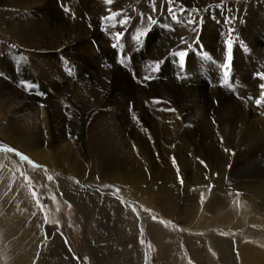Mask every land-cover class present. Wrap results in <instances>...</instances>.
Returning <instances> with one entry per match:
<instances>
[{"label": "rangeland", "instance_id": "1", "mask_svg": "<svg viewBox=\"0 0 264 264\" xmlns=\"http://www.w3.org/2000/svg\"><path fill=\"white\" fill-rule=\"evenodd\" d=\"M181 3L188 11L177 23L168 15L167 0H113L111 5L105 0H0V144L14 147L42 166L34 168L15 153L0 151V264H264V186L253 202L240 188L264 184V103L259 106L255 103V98L260 97L259 84L264 83L256 75L264 72V0H177L178 15ZM221 3L222 8L218 7ZM209 6L211 8L205 11ZM196 8L200 11H191ZM110 10L121 16L113 21L104 20ZM123 16L129 18V23L122 26L119 21ZM148 16L158 23L152 25ZM190 17L197 23H186ZM165 24L169 27H164ZM140 31H146L147 35L137 41L135 37ZM116 32L122 33L119 40ZM229 38L233 41V58L231 67L225 70ZM179 51L188 53L183 65L175 55ZM25 85L30 90H26ZM154 100L163 102L157 104ZM32 107L38 109L36 116H42L44 111L46 121L42 124L34 119L27 123L32 128L21 127L19 123L25 118L21 114L28 113ZM167 108L176 111L164 110ZM110 113L119 119L121 136L126 137L140 159L146 149H155L156 135L160 133L158 120L166 121L168 114L173 120L174 134L166 139L168 148L163 149L158 158L172 161L175 156L180 176L196 174V167L191 164L194 158L197 163L205 161L207 166L218 160L224 163L223 175L212 179L214 183L208 182L213 186L211 190L201 186L179 191L174 198L177 202L162 200L150 193L151 174L138 183L135 181L136 187L131 191L123 188L119 183L121 179L117 181L116 176L98 181L95 176L79 173L78 177L72 176V184L68 174L63 172L68 171L67 164L53 155L56 152L52 141L39 145L41 154H37L36 149L30 150L32 147L17 137L16 127L44 135L50 122L56 127L61 123L63 129L71 128V135L68 133L60 144L72 146V156L84 162L90 153L89 143L94 142L89 136L93 118ZM219 120L229 121L236 132L211 136L209 122L217 124ZM11 135L16 136L15 139ZM224 148L230 152H225ZM48 176L53 179L48 180ZM65 181H69L66 187ZM124 183L133 185V182ZM106 184L112 188H105ZM115 189H120L116 196L112 194ZM33 191L45 205L43 210L37 206ZM92 196L100 198L104 206H108V197H113L119 206L126 207L121 214L115 212L110 219L111 228L106 232L94 217L87 219L79 208L83 201L89 208ZM233 201H238V205ZM152 216L157 219L153 220ZM113 228H117L114 232L117 235L110 240ZM126 230H132L138 238L133 245L140 252L138 261L129 251L121 249V240L125 238L122 234ZM178 234L188 237L183 241ZM130 256L132 263L128 260ZM76 257H80L79 261Z\"/></svg>", "mask_w": 264, "mask_h": 264}, {"label": "bare ground", "instance_id": "2", "mask_svg": "<svg viewBox=\"0 0 264 264\" xmlns=\"http://www.w3.org/2000/svg\"><path fill=\"white\" fill-rule=\"evenodd\" d=\"M21 1V0H19ZM133 1V0H132ZM186 1V0H185ZM9 2V1H8ZM13 2V1H12ZM11 2V4H13ZM16 2V1H15ZM10 3V2H9ZM21 3V2H20ZM180 3V2H179ZM26 4V3H25ZM5 5V4H4ZM16 5V4H14ZM22 5V4H21ZM232 5V4H231ZM3 6V4H2ZM17 6H19L17 4ZM28 7V5H26ZM195 6V5H194ZM22 7V6H21ZM106 7V6H105ZM10 8V7H9ZM107 8V7H106ZM18 9V8H17ZM15 9V11L17 10ZM14 10V9H13ZM204 12V11H203ZM13 13V12H12ZM33 14V13H32ZM40 14V13H39ZM45 14V13H44ZM21 15V14H20ZM231 15V14H230ZM15 16V15H14ZM17 16V15H16ZM29 16V15H28ZM206 16V15H205ZM1 17V16H0ZM23 19V18H22ZM35 19V18H34ZM23 21V20H22ZM32 21V20H31ZM12 22V21H11ZM35 22V20L33 21ZM41 22V21H40ZM22 23V22H21ZM42 23V22H41ZM54 23V22H53ZM15 25V24H14ZM27 25V24H26ZM41 25V24H39ZM45 25H48L45 23ZM9 26V24H8ZM44 27V25H41ZM52 26V25H51ZM72 26V25H71ZM205 26V25H204ZM6 27V26H5ZM37 27V25H36ZM40 27V26H39ZM38 27V28H39ZM56 26H54L55 28ZM61 27V26H60ZM65 27V26H64ZM12 28V27H11ZM53 28V27H52ZM207 28V27H206ZM209 28V27H208ZM19 29V28H18ZM58 29V28H56ZM55 29V30H56ZM1 30V29H0ZM14 30V29H13ZM24 30V29H23ZM45 30H46V26H45ZM51 30V29H50ZM49 30V31H50ZM59 30V29H58ZM205 30V29H204ZM15 31V30H14ZM28 31V30H27ZM30 31V30H29ZM34 31V29L32 30V32ZM202 31V29H201ZM37 32V31H36ZM46 32V31H45ZM55 32V31H54ZM206 32V31H205ZM212 32V31H211ZM210 32V34H211ZM30 33V32H29ZM28 33V34H29ZM34 33V32H33ZM32 33V35H33ZM38 33V32H37ZM42 33V31H41ZM70 33V32H69ZM9 34V33H8ZM16 34V33H15ZM36 34V33H35ZM66 34V33H65ZM80 34V33H78ZM204 34V33H203ZM45 35V33H44ZM47 35H49V33H47ZM177 35V33H176ZM174 35V37L176 36ZM179 35V34H178ZM212 35V34H211ZM5 36V35H4ZM38 36V35H37ZM69 36V35H68ZM30 37V36H28ZM50 37V35H49ZM52 37V36H51ZM58 37V35H57ZM75 37V36H74ZM179 38V36H177ZM186 37V36H185ZM35 38V37H34ZM47 38V37H46ZM80 38V37H79ZM171 38V37H169ZM168 38V39H169ZM212 38V37H211ZM49 39V38H47ZM69 39V38H68ZM72 39V38H71ZM174 39V38H173ZM202 40L203 37L201 38ZM35 40V39H34ZM208 40V39H207ZM216 40V39H215ZM20 41V40H19ZM157 41V40H156ZM169 41V40H168ZM175 41V40H174ZM205 41V40H204ZM218 41V40H217ZM159 42V41H158ZM25 43V42H23ZM58 43V42H57ZM173 43V40L172 42ZM20 44V43H19ZM31 44V43H30ZM55 44V43H54ZM165 44V43H164ZM164 44H163V47H164ZM168 44V43H166ZM57 45V44H55ZM60 45V44H59ZM58 45V46H59ZM175 45V44H174ZM216 45V44H215ZM33 46V45H32ZM151 46V45H150ZM159 46V45H158ZM28 47V46H27ZM82 47H85V46H82ZM257 47V46H256ZM79 48V47H77ZM152 48V47H151ZM165 48V47H164ZM251 48V47H250ZM163 49V48H162ZM216 49V48H215ZM81 50V49H80ZM161 50V49H160ZM33 51V50H32ZM78 51V50H77ZM85 51V50H84ZM170 51V50H169ZM52 52V51H51ZM16 54V53H15ZM34 54V53H33ZM84 54V53H83ZM47 55V53H46ZM84 56V55H83ZM87 56V55H86ZM39 57V56H38ZM41 57V56H40ZM44 57V56H42ZM58 57V56H57ZM88 57V56H87ZM35 58V57H34ZM33 59V58H32ZM40 59V58H39ZM42 59V58H41ZM57 59V58H56ZM86 59V58H85ZM91 59V58H90ZM6 60V58H5ZM44 60V59H42ZM88 60V59H86ZM31 61V60H30ZM33 61V60H32ZM54 61V59H53ZM2 62V61H1ZM36 62V61H35ZM39 62V61H38ZM50 63V62H49ZM46 64V63H45ZM41 66V65H40ZM60 66V65H59ZM83 66V65H82ZM52 68V67H51ZM58 68V66H57ZM91 68V67H90ZM94 68V66H93ZM106 69V68H105ZM45 70V69H44ZM59 70V69H58ZM48 71V70H47ZM50 72V71H49ZM44 73V72H43ZM53 73V72H52ZM58 73V72H57ZM82 73V72H81ZM80 73V74H81ZM84 73V72H83ZM107 73V72H106ZM165 73V72H164ZM174 73V72H173ZM51 74V73H50ZM170 74V73H169ZM52 75V74H51ZM85 75V74H84ZM165 75V74H164ZM95 76V75H94ZM101 76V75H100ZM112 75H110L111 77ZM115 76V75H114ZM60 77V76H59ZM80 77V76H79ZM96 77V76H95ZM94 77V78H95ZM103 77H104V74H103ZM45 78V77H44ZM66 78V77H64ZM84 78V77H83ZM113 78V77H112ZM161 78V77H160ZM61 79V78H60ZM107 79V78H106ZM117 79V78H116ZM162 79V78H161ZM104 80V79H103ZM102 80V81H103ZM115 80V79H114ZM109 81V80H108ZM118 81V80H117ZM164 81V80H163ZM162 81V82H163ZM167 81V80H166ZM169 81V80H168ZM95 82V81H94ZM98 83V81H96ZM104 82V81H103ZM58 83V82H57ZM90 83V82H89ZM170 83V82H169ZM85 84V83H84ZM96 84V83H95ZM114 84H117V82H115ZM119 84V83H118ZM58 85V84H57ZM79 85V84H77ZM87 85V83H86ZM84 85V86H86ZM90 85V84H89ZM101 85V84H100ZM122 85V83H121ZM206 85V84H205ZM81 86V85H80ZM83 86V87H84ZM92 86V85H90ZM103 86V84H102ZM101 86V87H102ZM116 86V85H115ZM120 86V85H119ZM171 86V85H170ZM255 86V85H254ZM1 87V86H0ZM49 87H50V84H49ZM88 87V86H87ZM98 87V86H96ZM95 87V88H96ZM161 87V86H160ZM163 87V86H162ZM185 87V86H184ZM85 88V87H84ZM94 88V89H95ZM173 88H175L173 86ZM178 88V87H177ZM257 88V87H256ZM11 89V88H10ZM64 89V88H63ZM69 89V88H68ZM82 89V88H81ZM101 89V88H100ZM121 89V87H120ZM153 89V88H152ZM190 89V88H189ZM51 90V89H50ZM54 90V89H53ZM58 90V89H57ZM62 90V89H61ZM70 90V89H69ZM85 90V89H83ZM81 90V91H83ZM90 90V89H88ZM87 90V91H88ZM119 89H117V92H118ZM259 90V89H258ZM71 91V90H70ZM101 91V90H99ZM173 91V89L171 90V92ZM177 91V90H176ZM63 92V91H62ZM86 92V90H85ZM91 92V91H90ZM116 92V93H117ZM159 91L156 92V95ZM162 93V91H160ZM197 92V91H196ZM2 93V92H1ZM47 93V92H46ZM65 93V92H63ZM84 93V92H83ZM88 93V92H87ZM99 93V92H98ZM97 93V94H98ZM115 93V91H114ZM119 93V92H118ZM121 93V92H120ZM174 93L176 94V92L174 91ZM189 93V92H188ZM67 94V93H66ZM71 94V93H70ZM101 95V93H99ZM110 94V93H109ZM112 94V93H111ZM164 94V93H163ZM172 94V93H171ZM193 94V93H191ZM195 94V93H194ZM198 94V93H197ZM3 95V94H2ZM5 95V94H4ZM64 95V94H63ZM92 97H93V94H91ZM90 95V96H91ZM116 96H118L117 94H115ZM159 95V93H158ZM173 95V94H172ZM176 95H180L181 94H176ZM1 96V95H0ZM21 96V95H20ZM67 96V95H66ZM89 96V95H87ZM102 96V95H101ZM111 96V95H110ZM162 96V95H160ZM175 96V95H174ZM195 96V95H194ZM198 96V95H197ZM4 97V96H2ZM6 97V96H5ZM79 97V95H78ZM81 97V95H80ZM99 97V96H98ZM173 97V96H172ZM184 97V96H183ZM183 101L185 98H183ZM27 98V97H26ZM50 98V97H49ZM69 98H71L69 96ZM88 100L91 98V97H86ZM95 98V96H94ZM101 98V97H100ZM112 98V97H110ZM191 98V97H190ZM199 98H200V95H199ZM214 98V97H213ZM4 99V98H3ZM78 99V98H77ZM114 99V98H113ZM121 99V98H120ZM193 98H191L192 100ZM210 99V97H209ZM226 99V98H225ZM6 100V99H5ZM74 100V98H73ZM81 100L84 101V99L81 98ZM93 100V99H91ZM90 100V101H91ZM97 100V99H96ZM105 100V99H104ZM108 100V98L106 99ZM122 100V99H121ZM178 100H181L178 98ZM78 101V100H77ZM94 101V100H93ZM111 101V100H110ZM119 101V100H118ZM182 101V100H181ZM186 101V100H185ZM12 102V101H11ZM49 102V101H48ZM78 102H82V101H78ZM77 102V103H78ZM92 102V101H91ZM95 102V101H94ZM97 102V101H96ZM95 102V103H96ZM103 102V101H102ZM115 102V101H114ZM177 102V100H176ZM193 102V100L191 101ZM213 102V101H212ZM225 102V101H224ZM253 102V101H252ZM251 102V103H252ZM16 103V102H15ZM36 103V102H34ZM93 103V102H92ZM94 103V104H95ZM106 103V101H105ZM182 103V102H180ZM209 103V102H208ZM6 104L10 107V103L6 102ZM13 104V103H12ZM24 104V102H23ZM28 104V103H27ZM26 104V105H27ZM37 104V103H36ZM35 104V105H36ZM81 104V103H80ZM85 104V103H84ZM111 104V103H110ZM109 104V105H110ZM202 104V103H200ZM243 104V103H242ZM241 104V105H242ZM21 105V104H20ZM30 105V104H29ZM79 105V104H77ZM93 105V104H92ZM96 105V104H95ZM108 105V104H107ZM116 105V104H115ZM120 105V104H118ZM248 105H250V103H248ZM247 105V107H248ZM5 106V105H4ZM15 106V105H14ZM19 106V104H18ZM80 106V105H79ZM90 106V105H89ZM94 106V105H93ZM180 106V105H179ZM208 106V105H207ZM244 106V105H243ZM24 107H27L24 105ZM82 107V106H81ZM97 108H99L98 106H96ZM186 107V104L185 106ZM196 107V106H195ZM216 107V106H215ZM23 108V107H22ZM40 108V107H39ZM51 108V107H50ZM59 108V107H58ZM64 108V107H63ZM101 108V107H100ZM105 109V107H103ZM216 108H219V107H216ZM242 108V107H241ZM25 109V108H24ZM28 109V108H27ZM65 109V108H64ZM79 109V108H78ZM83 109V108H82ZM215 109V108H214ZM7 110V109H6ZM54 110V108H53ZM77 110V109H76ZM87 110V109H86ZM197 110V109H196ZM208 110V108H207ZM241 110H244V108H242ZM248 110V109H247ZM254 110V109H253ZM57 111V110H56ZM64 111V110H63ZM79 111V110H78ZM97 111V110H96ZM186 111V110H184ZM209 111V110H208ZM239 111V110H238ZM28 113H25V114H21L23 116H25L24 118V121L22 119V123H19L20 126L24 125L26 127H29L27 125L28 122L30 121H33L34 119H39L42 124L46 121V115L44 113V111H42V116H40L39 114H37L38 116H36L34 113H38V109L37 108H29ZM54 112V111H53ZM65 112V111H64ZM100 112V111H99ZM103 112V111H101ZM210 112V111H209ZM213 112V111H212ZM224 112V111H223ZM240 112V111H239ZM246 112V111H244ZM248 112V111H247ZM4 113V112H3ZM40 113V112H39ZM62 113V112H61ZM84 113V112H83ZM88 113V112H87ZM91 113V112H90ZM201 113V112H200ZM258 113V112H257ZM50 114V113H49ZM93 114V113H92ZM111 114V113H110ZM121 114V113H120ZM190 114V113H188ZM96 115V114H95ZM94 115V116H95ZM246 115V114H245ZM14 117L17 118L16 115H13ZM20 116V115H19ZM54 116V115H53ZM168 114H166V121L164 122H160L158 120V125H159V128H160V133L156 135L157 137V144H156V147L154 150L152 151H149V150H145V155L143 156V158H137L135 156L136 153L133 152V149L131 148L130 144L128 143V140L126 139V137H123L121 136V132H120V123H119V119L115 116H113V114L111 115H97L93 118V121L91 123V126L89 128V136L94 139V142H90V153L88 156L85 157V160L84 162L82 161H79L75 156H72V153H71V147L72 146H68V145H65L63 144V139L66 137V135L70 132V129H63V127H60L61 126V123H59L56 126L52 125V122H50L49 126H48V129L45 128L46 132L44 135H40L39 133L38 134H33L31 131H25V130H22L21 128L19 127H16L18 128V131H17V137L26 142L27 144H29L32 148H30V150H33L36 149V153L37 154H41V152H39V145L43 144L44 145L49 142V141H52V146L54 148V153L53 155H56L57 157H59L58 159L60 160H63L65 161V164H67L66 166L68 167V171L65 172V169H64V173H67L68 176L70 177V182L72 183L74 181L73 177L72 176H77L79 175V173H82V174H90L92 176H95L96 178L99 177V179H97L98 181L100 179L102 180H111L108 178V176H116L118 177V179H116L117 181H119L121 179V181H119V183L124 186L123 188H126V189H129L131 191V189L135 188V183L141 181L142 179H144L147 175H152V188L150 189V193H153L156 197H158L159 199H167V200H173L174 198H176L178 196V192L179 191H186L188 190L189 188L191 187H201V186H207L208 185V182H210L212 179H218L220 178L223 173V169H224V166H223V162L221 161H218V160H213V162H210L208 167L207 168H204L201 167L197 162H195L194 158L193 160H191V164L195 165V175H189V174H182V178L184 180V183L183 185H181L179 183V180L177 178V172H176V169L175 167L173 166L172 164V161L171 160H167V161H163V159L161 158H158L159 154H161V151L163 149H165V151L167 150L168 148V145L167 143H165L166 139L171 137L173 134H174V128L171 127V124L173 122V120L171 118H168L167 117ZM9 117V116H8ZM58 117V116H57ZM164 117V114L161 118ZM5 118V117H3ZM11 118V117H9ZM23 118V117H22ZM76 118V117H75ZM80 118V117H79ZM89 118V117H88ZM87 118V119H88ZM240 118V116H239ZM242 118V117H241ZM248 118V116H247ZM52 119V117H51ZM56 119V118H55ZM82 119V118H81ZM160 119V118H159ZM199 119H200V116H199ZM208 119V118H207ZM220 119V118H219ZM4 120V119H3ZM20 120V118L18 119ZM38 120V121H39ZM227 120V119H226ZM232 120V119H231ZM246 120V119H245ZM250 120V119H249ZM2 121V120H1ZM0 121V122H1ZM11 121V120H10ZM49 121V120H48ZM208 121V120H207ZM239 121V119H238ZM7 122V121H6ZM64 122V121H63ZM212 122V121H211ZM211 122H209V127H210V135L213 136V135H216V134H222L223 133L227 134V133H231V132H236V129L234 127V125L230 124L229 121L226 122L224 120H219L217 124H212ZM249 123V121H247ZM251 122V121H250ZM264 122V121H263ZM2 123V122H1ZM9 123V122H8ZM15 123V122H14ZM40 123V122H39ZM65 123V122H64ZM88 123V122H87ZM86 123V124H87ZM205 123V122H204ZM245 123V121H244ZM252 123V122H251ZM13 124V123H12ZM68 124V123H67ZM70 124V123H69ZM73 124V123H72ZM201 124V123H200ZM250 125V124H249ZM3 126V125H2ZM21 126V127H22ZM32 126V125H31ZM43 126V125H42ZM63 126V125H62ZM74 126V125H73ZM87 126V125H86ZM246 126V125H245ZM254 125H252L253 127ZM262 126V125H261ZM1 127V126H0ZM46 127V126H45ZM247 127V126H246ZM29 128H32V127H29ZM82 128V127H81ZM185 128V127H184ZM191 128V127H189ZM205 128V127H204ZM248 128V127H247ZM15 129V128H14ZM24 129V128H23ZM186 129V128H185ZM252 129V128H251ZM5 130V129H4ZM3 130V131H4ZM32 130V129H31ZM37 130V129H36ZM44 130V131H45ZM124 130V129H123ZM206 130H208L206 128ZM243 130V128L241 129ZM250 130V129H249ZM249 130L247 129V131L249 132ZM254 130V129H253ZM256 130V129H255ZM254 130V131H255ZM35 131V130H34ZM33 131V132H34ZM42 131V130H41ZM200 131V130H199ZM246 131V130H245ZM245 131H242V134L245 132ZM260 131V130H259ZM2 132V131H1ZM184 132V131H183ZM239 132V131H237ZM252 132V131H251ZM257 132V131H256ZM246 133V132H245ZM254 133V132H253ZM1 134V133H0ZM12 134V133H11ZM71 134V133H70ZM191 134V133H190ZM189 134V135H190ZM207 134V133H206ZM264 134V133H263ZM183 135V134H182ZM209 135V134H207ZM13 136V135H11ZM10 136V137H11ZM188 136V135H187ZM192 136V135H191ZM227 136V135H226ZM254 136V135H253ZM16 137V136H13V138ZM184 137V136H183ZM186 137V136H185ZM225 137V136H224ZM67 138V137H66ZM80 138V136H79ZM210 138V137H209ZM15 139V138H14ZM185 140V139H184ZM195 140V139H194ZM262 140V139H261ZM14 141V140H13ZM66 141V140H65ZM78 141V140H77ZM82 141V140H81ZM80 141V142H81ZM89 141V140H88ZM161 141H163L164 143H161ZM60 142H63L62 144H60ZM79 142V143H80ZM185 142V141H184ZM188 142V141H187ZM186 142V143H187ZM230 142V141H229ZM225 143V142H224ZM49 144V143H48ZM47 144V145H48ZM206 144V142H205ZM213 144H217V143H213ZM232 144V143H231ZM251 144V143H250ZM42 145V147L44 146ZM81 145V144H80ZM23 147V146H22ZM49 147V146H48ZM183 147V146H182ZM181 147V148H182ZM46 148V147H45ZM84 148V147H83ZM185 148V146H184ZM235 148V147H234ZM248 148V147H247ZM201 149V148H200ZM209 149V148H208ZM136 150V149H135ZM181 150V149H179ZM185 150V149H184ZM188 150V149H187ZM34 151V150H33ZM48 152V150H46ZM46 151H43V152H46ZM74 151V150H73ZM84 151V150H83ZM204 151V150H202ZM232 151V150H231ZM234 151V150H233ZM236 151V149H235ZM217 152V151H216ZM29 153L31 154L32 152L29 151ZM172 153V152H170ZM78 154V153H77ZM179 154V153H178ZM31 155L34 156V158L36 157V155L34 153H32ZM137 155V154H136ZM142 155V154H141ZM79 156V155H78ZM139 156V154H138ZM193 156V155H192ZM45 157H47L45 155ZM84 157V156H83ZM189 157V156H188ZM191 157V156H190ZM189 157V158H190ZM194 157V156H193ZM38 158V156L36 157V159ZM40 158V156H39ZM110 158V159H109ZM181 158V157H180ZM186 158V157H185ZM188 158V159H189ZM228 158V157H227ZM120 159V160H118ZM182 159V158H181ZM192 159V158H191ZM42 160V158H41ZM51 161L54 162V159H50ZM110 160L112 162H110ZM187 160V159H186ZM259 160V159H258ZM209 162V161H208ZM181 165V164H180ZM186 165V164H185ZM184 165V166H185ZM52 166V165H50ZM188 166V165H187ZM60 166H58L59 168ZM193 167V166H192ZM189 168V166H188ZM194 168V167H193ZM61 169V168H60ZM192 171V170H191ZM185 173V172H184ZM191 174V173H190ZM193 174V173H192ZM89 175V176H90ZM86 176V175H85ZM84 176V178H85ZM207 177V179H206ZM87 178V177H86ZM69 179V178H68ZM68 179H65V180H68ZM83 179V178H82ZM91 179V178H90ZM94 179V178H93ZM96 180V179H94ZM260 179V178H258ZM80 180V179H79ZM84 180V179H83ZM89 180V179H88ZM254 180V179H253ZM82 181V180H80ZM127 181L128 183H131L133 182V185L130 184L131 186H128L127 184H125L124 182ZM136 181V182H135ZM144 181V180H143ZM215 181V180H214ZM217 181V180H216ZM222 181V180H221ZM255 181V180H254ZM253 181V182H254ZM61 182V181H60ZM68 182L69 181H65L64 183V187H66L68 185ZM91 182V181H90ZM95 182V181H94ZM114 182V181H113ZM250 182V181H249ZM86 183V182H85ZM89 183V182H88ZM211 183V182H210ZM212 183L213 180H212ZM61 184V183H60ZM70 184V183H69ZM73 184V183H72ZM218 184V183H217ZM79 185V184H78ZM148 185V184H147ZM225 185V184H224ZM237 185V184H236ZM90 186V185H89ZM144 186V185H142ZM264 184L262 185L261 183L259 184H253L251 185L250 187V184H248L247 186L245 185H242L240 188H241V191H243L244 195L250 199L252 202L255 201V199L259 196V193H261L262 191V188H263ZM61 187V186H60ZM139 187V186H138ZM137 187V188H138ZM75 187H73V190H74ZM78 188V186H77ZM93 188V187H92ZM239 188V189H240ZM254 189L253 192L250 191V189ZM61 189V188H60ZM86 189V188H85ZM196 189V188H195ZM71 190V189H70ZM142 190V189H141ZM139 190V191H141ZM200 190V189H199ZM214 190V189H213ZM91 191V190H90ZM84 192V191H83ZM86 192V191H85ZM93 192V191H92ZM95 192V191H94ZM62 194V192H60ZM64 193V192H63ZM91 193V192H90ZM130 193V192H129ZM132 193V192H131ZM229 193V192H228ZM101 194V193H100ZM186 194V193H185ZM242 194V193H241ZM133 196V194H131ZM183 195V194H182ZM81 197V196H80ZM79 197V199H80ZM75 198V196H74ZM86 198V197H85ZM84 198V199H85ZM83 199V200H84ZM103 199V198H102ZM100 198L97 199L96 197L94 198L92 196V200H91V203H90V206L89 208L86 206L85 204V201H83L82 203L79 204V208L81 210L82 213H84L83 215L86 216L87 219H90L91 217H94L96 219V223L99 224L100 228L103 229V232L105 230L108 231L110 230L111 228V223H110V219L114 216L115 212L118 213V214H121V211H125L126 210V207H121L117 204V201L113 198V197H108V206H104L101 202H99ZM176 201V199H174ZM78 201V199H77ZM114 203L112 205V203ZM168 202V201H167ZM177 202V201H176ZM164 203V202H163ZM110 204V206H109ZM165 204V203H164ZM167 204V203H166ZM263 204V203H262ZM169 205V204H167ZM264 205V204H263ZM172 207V206H171ZM253 207V206H252ZM261 207V206H260ZM260 209V208H259ZM82 210H85L84 212ZM130 212V211H129ZM239 213V212H238ZM243 214V212H242ZM239 216V215H238ZM243 216V215H241ZM245 216V215H244ZM118 217V216H117ZM246 217V216H245ZM85 218V219H86ZM244 218V217H243ZM249 218V217H248ZM117 220V219H116ZM121 220V219H120ZM86 221V220H85ZM89 224V223H88ZM128 226V225H127ZM119 229H120V225L118 226ZM127 228V227H125ZM132 228V227H131ZM117 228H115L116 230ZM133 229V228H132ZM113 230V235L110 237V240L114 237V228L111 229ZM121 230H124V229H121ZM134 231H135V227H134ZM196 231V230H195ZM136 232V231H135ZM122 233V232H120ZM119 233V234H120ZM54 234V233H53ZM117 235V234H115ZM125 238L121 240V243H122V247L121 249L125 252H128V253H131L132 256L135 258V260H139L141 259L140 257V252L139 250H135L133 248V245L135 244V240L138 241V238H136L133 233H132V230H126L125 233L122 234ZM181 238V240L185 241V239L188 237V235H181V234H178ZM54 236V235H53ZM119 236V235H118ZM128 239H127V238ZM190 237V236H189ZM116 240V239H115ZM116 243V242H115ZM190 243V242H189ZM118 244V243H116ZM120 244V243H119ZM207 244V243H206ZM217 244V243H216ZM121 246V245H120ZM212 246V245H211ZM207 247V245H206ZM117 248H118V245H117ZM213 248V246H212ZM222 252V251H221ZM120 254V252H119ZM126 254V253H125ZM138 255V256H137ZM200 255V254H199ZM203 255V254H202ZM210 255V254H209ZM50 256V255H49ZM128 256V255H127ZM132 256H130L128 258V260L130 259V262L132 263L133 259L131 258ZM202 261V260H201ZM44 262V260H43ZM200 262V261H199ZM223 263V262H222Z\"/></svg>", "mask_w": 264, "mask_h": 264}, {"label": "snow or ice", "instance_id": "3", "mask_svg": "<svg viewBox=\"0 0 264 264\" xmlns=\"http://www.w3.org/2000/svg\"><path fill=\"white\" fill-rule=\"evenodd\" d=\"M105 2L109 5H111L113 3V0H105ZM177 3V0H167V5H168V8H167V12H168V15L169 17L171 18V20L177 22V23H180L181 22V18L184 16V14L188 11V9L184 8V6L180 5L179 7V15L177 14V8L175 7ZM218 7H223V4L221 3L220 5H218ZM211 8V6H209L208 8L204 9L205 11H208L209 9ZM153 11L155 12L156 11V8H155V3L153 5ZM191 11L193 12H199L200 9L199 8H196V9H192ZM143 16V14H141ZM118 16H121V13H118V12H111L110 10V15L109 16H106L104 17V20L106 21H113L115 20ZM231 19V18H230ZM148 20L150 21V23L152 25H156L158 23V21L156 19H153L152 16H148ZM186 23L188 24H195L197 23V20L195 18H189L187 21H185ZM119 23L123 26V25H127L129 23V18L127 16H123V18L119 21ZM114 26V25H113ZM164 27H169V25L165 24ZM147 35V32L146 31H140L137 33L135 39L137 41H140L141 40V37ZM115 36H116V39L119 40L122 36V33L121 32H116L115 33ZM226 44H227V62L223 65L224 69L227 70L231 67V62H232V50H233V41L231 38H229L227 41H226ZM113 47H116V45H113ZM175 55H177L179 57V62L181 63V65H183L184 61H185V57L188 55L187 52L185 51H179L177 53H175ZM157 68L159 67V65L157 64L156 66ZM257 77L259 80L261 81H264V72H258L257 74ZM225 77H227V71H225ZM145 79H148L147 77H145ZM25 88L26 90H30L29 89V86L25 85ZM259 88L261 90L260 92V97L259 98H255V103L256 105H261L262 103H264V83H260L259 84ZM154 103H162L163 101L161 100H154L153 101ZM41 107H43V105H41ZM66 107H70V106H66ZM166 111H172V112H175L176 109L174 108H167V109H164ZM215 123V121H213ZM147 131V130H145ZM69 135H71L69 133ZM149 139H151V137L149 136ZM221 143H223V138H221ZM174 147V145H173ZM0 151H4L6 153H15L16 156H18L21 160L23 161H27L32 167L34 168H38V167H42L41 165H38V164H35L32 160H30L24 153L22 152H19L17 151L14 147H9L7 144H0ZM224 151L225 152H230V149L228 148H224ZM197 159L199 160V157H197ZM172 163H173V166L176 168V172H177V178L179 180V183L181 185H183L184 183V180L182 178V176H180V169L178 167V164H177V159L175 156L172 157ZM199 163L202 164L205 168H207V164L205 163V161L203 160H199ZM45 171H47V169H45ZM21 175H24L23 173H21ZM53 177L52 176H48V180H52ZM97 179H99V177H97ZM207 179V177H206ZM77 184L80 183L79 180L76 181ZM105 188H112V185L110 184H106L104 185ZM206 187H208L209 190L212 189V185H207ZM120 189H115L113 191V195L116 196L118 193H119ZM229 195H231V193H229ZM240 195L239 192L236 193V196L238 197ZM32 196L36 199V204L37 206H39L41 208V210H43V208L45 207L44 204L41 203V200L40 198L37 196V193L35 191L32 192ZM204 202V194L201 193V203ZM233 203H236L238 205V201H233ZM69 207H71V205H69ZM133 211L135 212L136 209L133 208ZM145 211H150L148 209H145ZM137 216L139 217V213L137 212ZM153 220H156L157 217L156 216H152L151 217ZM45 223H48L47 221V217L45 216ZM160 223H165L164 221H160ZM167 223H171L170 221L167 222ZM165 226H167V224H165ZM181 231H183V229H180ZM222 235H225L224 233H221ZM141 244L144 243L143 240L140 241ZM76 259L79 261L80 257H76ZM189 264H191V262H189Z\"/></svg>", "mask_w": 264, "mask_h": 264}]
</instances>
